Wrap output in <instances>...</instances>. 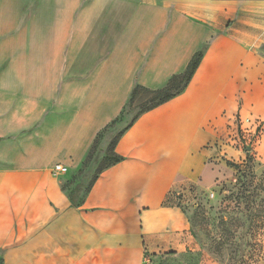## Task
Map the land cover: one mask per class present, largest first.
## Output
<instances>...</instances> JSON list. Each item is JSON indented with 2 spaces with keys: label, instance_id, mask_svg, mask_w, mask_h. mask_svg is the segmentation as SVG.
Masks as SVG:
<instances>
[{
  "label": "crops",
  "instance_id": "crops-1",
  "mask_svg": "<svg viewBox=\"0 0 264 264\" xmlns=\"http://www.w3.org/2000/svg\"><path fill=\"white\" fill-rule=\"evenodd\" d=\"M205 45L186 91L135 121L124 159L74 205L64 183L135 84L164 86ZM248 116L264 120V0H0L4 264H145L176 249L191 229L178 194L247 154L234 143Z\"/></svg>",
  "mask_w": 264,
  "mask_h": 264
},
{
  "label": "rangeland",
  "instance_id": "rangeland-1",
  "mask_svg": "<svg viewBox=\"0 0 264 264\" xmlns=\"http://www.w3.org/2000/svg\"><path fill=\"white\" fill-rule=\"evenodd\" d=\"M139 101L104 134L90 163L64 183L75 189L78 198L85 195L111 139L139 111ZM103 142H107L104 149ZM234 145L247 154L223 157L229 170L219 182L209 189L178 194L173 206L180 207L191 224L189 232L182 235V244L174 250L147 254L145 264H264V162L249 152L250 144Z\"/></svg>",
  "mask_w": 264,
  "mask_h": 264
},
{
  "label": "trees",
  "instance_id": "trees-1",
  "mask_svg": "<svg viewBox=\"0 0 264 264\" xmlns=\"http://www.w3.org/2000/svg\"><path fill=\"white\" fill-rule=\"evenodd\" d=\"M207 49V46L201 47L200 50H198L192 57V60L188 64L186 70L180 74H174L168 82L157 89H150L144 85H141L139 83H136L131 95L129 97L128 102L126 103L125 107L123 108V111L121 114L113 120L109 125H107L104 129H102L96 136L93 145L84 161L83 165H87L90 163V161L94 158L96 152L99 150L100 143L104 137V134L112 128L119 120L120 118L125 114L126 110L132 106L137 99H139L140 103V109L139 111L134 115L132 120L122 129L120 130L110 141L107 152L103 156L102 164L99 166L96 175L94 176L90 186L88 187L86 193L90 191L93 184L97 180L98 176L107 168L121 162L124 159V156L120 155L116 151V146L120 138L125 134V132L135 123V121L142 116L144 113L157 108V106L161 105L162 103H165L169 100H171L173 97H176L177 95L182 94L184 91H186L188 84L192 80V78L195 75L196 70L200 66L202 62V57ZM141 96V97H140ZM140 97V98H139ZM229 163V162H228ZM237 166V163H229V165ZM64 188H66L64 186ZM85 193V194H86ZM70 198L74 205H81L84 197L78 198L76 191L74 188L70 189ZM180 196V195H179ZM0 264H4V258L3 253L0 251Z\"/></svg>",
  "mask_w": 264,
  "mask_h": 264
},
{
  "label": "built area",
  "instance_id": "built-area-1",
  "mask_svg": "<svg viewBox=\"0 0 264 264\" xmlns=\"http://www.w3.org/2000/svg\"><path fill=\"white\" fill-rule=\"evenodd\" d=\"M263 123L261 118H254L248 116L247 118L240 119V125L238 132L240 133V141L250 147L260 141L263 136ZM55 173L67 172L68 168L61 164H56L53 168Z\"/></svg>",
  "mask_w": 264,
  "mask_h": 264
}]
</instances>
